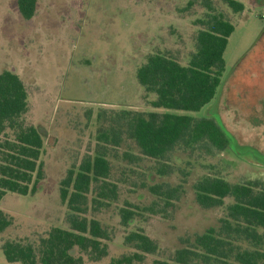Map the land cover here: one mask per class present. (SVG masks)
<instances>
[{
    "label": "rangeland",
    "instance_id": "rangeland-1",
    "mask_svg": "<svg viewBox=\"0 0 264 264\" xmlns=\"http://www.w3.org/2000/svg\"><path fill=\"white\" fill-rule=\"evenodd\" d=\"M235 1L244 5L242 13L233 14L221 0H213L215 10L234 26L216 95L199 111L182 112L147 107L154 95H145L135 72L156 52L186 64L202 28L197 20L205 16L200 0H37L30 20L20 16L16 0H0V73L13 71L22 80L28 97L23 119L44 138V178L35 192L8 193L0 202L12 223L0 233V264H20L5 260L1 246L6 240L36 247L52 228H67L70 211L59 198V182L69 168L101 148L96 134L109 129L112 113L211 118L231 137V146L224 152L206 142L178 146L159 161L140 155L124 135L120 148L106 144L116 198L97 206L91 202L93 187L83 216L99 221L107 232L108 253L92 262L74 250L84 264H110L139 253L126 240L133 232L157 245L155 253L142 254L136 264L169 261L176 250L191 247L195 236L217 228L225 215L224 207L204 209L196 203V181L211 176L230 184L264 183V0ZM125 152L136 158L126 161ZM121 209L134 212L129 224L121 220Z\"/></svg>",
    "mask_w": 264,
    "mask_h": 264
},
{
    "label": "trees",
    "instance_id": "trees-1",
    "mask_svg": "<svg viewBox=\"0 0 264 264\" xmlns=\"http://www.w3.org/2000/svg\"><path fill=\"white\" fill-rule=\"evenodd\" d=\"M37 0H16L24 20L35 13ZM205 10L202 26L195 36V49L186 64L168 54L156 52L145 58L135 72L136 80L152 110L167 109L197 112L210 103L221 84L224 72L223 54L234 26L225 14L214 8L213 0H200ZM233 13L244 11V5L235 0H221ZM28 97L24 83L13 71L0 73V202L8 193L27 196L34 193L44 178L40 156L44 138L37 127L25 123ZM100 116H98L99 119ZM108 130L99 129L97 142L101 143L93 157L86 156L79 165L69 168L59 182V198L66 203L70 214L67 228H52L35 247L30 243L6 240L1 250L8 263L20 264H84L77 250L90 261L107 256L108 234L95 219L83 215L88 209V194L96 188L91 200L116 198V184L110 182L111 164L106 144L120 148L124 141L134 143L140 155L152 160H163L176 147L193 148L202 142L219 152L231 146V137L211 118L194 119L189 115L139 112L124 110L112 113ZM126 161L136 158L123 153ZM157 195V192L152 190ZM196 203L204 209L225 208V215L217 228L210 227L195 236L191 247L176 250L169 261L155 264H196L215 262L223 264H264V183L259 180L245 184H230L219 177L204 176L193 186ZM226 200L230 202L226 204ZM121 220L129 224L131 212L121 209ZM11 219L0 210V233L11 225ZM135 252L112 259L110 264H136L142 254L157 251L156 243L148 236L133 232L126 237ZM214 264V263H213Z\"/></svg>",
    "mask_w": 264,
    "mask_h": 264
},
{
    "label": "built area",
    "instance_id": "built-area-1",
    "mask_svg": "<svg viewBox=\"0 0 264 264\" xmlns=\"http://www.w3.org/2000/svg\"><path fill=\"white\" fill-rule=\"evenodd\" d=\"M261 18H262V19H264V14H263V15H261Z\"/></svg>",
    "mask_w": 264,
    "mask_h": 264
}]
</instances>
